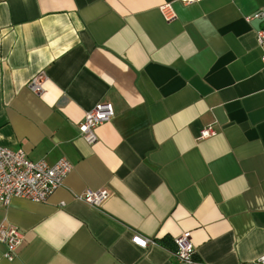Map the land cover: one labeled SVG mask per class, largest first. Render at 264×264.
<instances>
[{
    "label": "crops",
    "instance_id": "1",
    "mask_svg": "<svg viewBox=\"0 0 264 264\" xmlns=\"http://www.w3.org/2000/svg\"><path fill=\"white\" fill-rule=\"evenodd\" d=\"M259 11L264 0H0V147L73 165L47 202L0 206V225L24 234L13 262L0 242V264H184L185 233L197 264H260L264 21L246 20ZM99 103L114 117L89 145L78 125ZM100 189L101 208L77 200Z\"/></svg>",
    "mask_w": 264,
    "mask_h": 264
},
{
    "label": "built area",
    "instance_id": "2",
    "mask_svg": "<svg viewBox=\"0 0 264 264\" xmlns=\"http://www.w3.org/2000/svg\"><path fill=\"white\" fill-rule=\"evenodd\" d=\"M184 4H193L202 0H178ZM160 12L167 22L176 19V12L171 4L160 7ZM255 19L264 21V11H259L246 17L248 22ZM258 46L262 51L264 63V27L256 32ZM43 77L33 79L29 88L35 93L43 91ZM114 117V110L109 103H99L89 111L82 123L78 125L81 137L89 145L98 142L96 130L104 123L110 122ZM214 135L212 128H204L201 139H207ZM73 171V165L65 158L56 164L50 165L46 161L33 162L28 159L26 153L19 150L0 147V206H7L11 199L20 198L35 203H45L56 190L64 186L66 178ZM110 193L107 189L97 191L87 190L77 196V200L93 207L101 208L109 199ZM0 242L6 246L5 259L9 262L15 261L19 256V250L24 243L23 232L15 225L2 223L0 225ZM176 245L175 256L180 263L197 264L195 260L196 247L190 235L185 233L174 239ZM132 243L140 249L146 250L151 245H156L152 239L135 235ZM264 264V255L259 259Z\"/></svg>",
    "mask_w": 264,
    "mask_h": 264
}]
</instances>
